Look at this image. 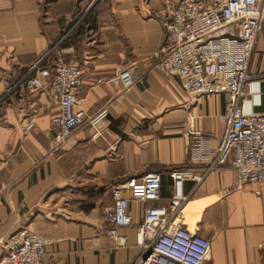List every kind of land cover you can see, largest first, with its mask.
<instances>
[{
  "label": "crops",
  "instance_id": "1",
  "mask_svg": "<svg viewBox=\"0 0 264 264\" xmlns=\"http://www.w3.org/2000/svg\"><path fill=\"white\" fill-rule=\"evenodd\" d=\"M211 2L213 0H206ZM165 0H0V238L21 226L48 235L42 264H130L142 252L136 227L148 203L129 200L125 244L107 235L111 185L122 177L158 172L164 204L173 195L170 173L182 181V223L206 237L205 264H262L264 183L231 189L230 161L210 168L223 123V96L194 100L175 77L157 71L152 52L163 44L156 14ZM77 64L82 85L76 108L106 109L95 128L77 129L54 148L50 118L56 103L26 87L36 66L56 56ZM139 65L136 82L99 84L126 65ZM264 67V21L251 71ZM253 105L264 111V82H254ZM33 126L26 130V125ZM199 129L200 138L189 130ZM98 131L97 134H94ZM259 190V194L255 193ZM1 254V249H0Z\"/></svg>",
  "mask_w": 264,
  "mask_h": 264
},
{
  "label": "built area",
  "instance_id": "2",
  "mask_svg": "<svg viewBox=\"0 0 264 264\" xmlns=\"http://www.w3.org/2000/svg\"><path fill=\"white\" fill-rule=\"evenodd\" d=\"M156 17L163 28V44L152 52L155 69L177 78L194 100L223 96V128L210 168L230 161L237 174L234 185L225 188L223 194L233 188L263 184L264 111L248 112L246 103L253 105L254 82H264V67L251 71L264 21V0H165ZM139 69L136 63L126 65L98 83L129 88L143 82L138 77ZM82 82L81 68L60 55L49 65L36 66L24 79L27 88L43 91L58 107L50 118L55 149L64 145L77 129L86 125L95 128L107 114L105 108L94 115L76 108ZM32 126L28 123L25 128ZM189 133L197 139L202 135L199 129ZM170 177L173 195L164 204H155L161 199L158 172L129 175L111 185L113 204L106 214L110 223L106 235L116 245L125 244L119 229L132 224L129 200L149 204L143 208L136 227L142 252L130 264H205L210 255V240L186 228L181 218L187 198L182 193V181L200 177L183 169L172 171ZM255 193L259 194V190ZM52 243L48 235L21 226L7 238H0V264H42L46 248Z\"/></svg>",
  "mask_w": 264,
  "mask_h": 264
},
{
  "label": "rangeland",
  "instance_id": "3",
  "mask_svg": "<svg viewBox=\"0 0 264 264\" xmlns=\"http://www.w3.org/2000/svg\"><path fill=\"white\" fill-rule=\"evenodd\" d=\"M262 264H264V253H263V262H262Z\"/></svg>",
  "mask_w": 264,
  "mask_h": 264
},
{
  "label": "water",
  "instance_id": "4",
  "mask_svg": "<svg viewBox=\"0 0 264 264\" xmlns=\"http://www.w3.org/2000/svg\"><path fill=\"white\" fill-rule=\"evenodd\" d=\"M147 256V254H145L143 257L145 258Z\"/></svg>",
  "mask_w": 264,
  "mask_h": 264
}]
</instances>
